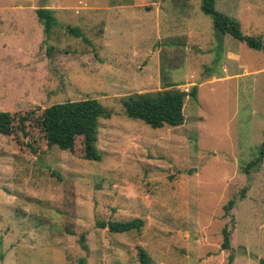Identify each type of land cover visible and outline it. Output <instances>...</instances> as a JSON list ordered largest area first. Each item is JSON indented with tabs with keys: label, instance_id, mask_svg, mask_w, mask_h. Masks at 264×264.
Here are the masks:
<instances>
[{
	"label": "rangeland",
	"instance_id": "rangeland-1",
	"mask_svg": "<svg viewBox=\"0 0 264 264\" xmlns=\"http://www.w3.org/2000/svg\"><path fill=\"white\" fill-rule=\"evenodd\" d=\"M215 7L264 33V0ZM38 8L57 20L48 36ZM194 85L179 126L152 128L121 104ZM85 98L111 112L100 161L82 158L81 137L73 152L47 147L32 123L26 137L0 133V264H138L139 247L153 264H264V155L246 170L264 148V49L219 39L200 0H0V110ZM134 218L138 231L97 224Z\"/></svg>",
	"mask_w": 264,
	"mask_h": 264
},
{
	"label": "trees",
	"instance_id": "trees-1",
	"mask_svg": "<svg viewBox=\"0 0 264 264\" xmlns=\"http://www.w3.org/2000/svg\"><path fill=\"white\" fill-rule=\"evenodd\" d=\"M200 8L204 14L211 17L214 33L219 39H222L223 35H229L249 48L264 49V33L258 36L243 33L239 21L218 10L215 7V0H200ZM36 15L43 25L45 35L48 36L51 29L57 24L52 10L38 8ZM65 30L69 34L81 37L88 42L79 28L68 26ZM196 91V85L189 92L171 86L155 92L130 94L121 100V104L128 117L142 120L152 128H161L164 125L179 126L184 123L183 105L185 98L186 96L194 98ZM110 116V110L105 108L96 98L54 103L45 107L40 113L31 109L23 115H17L10 110H0V133L8 136L13 135L17 138V133L21 132L22 136L26 137L29 135L26 128L27 122L28 124L32 123L42 134L47 147L57 146L61 150L73 152L76 139L81 137L84 145L82 158L100 161L101 156L95 146L99 119ZM30 148L33 153L36 152L32 146ZM263 155L264 148L261 146L259 156L246 165V170L256 166L257 161ZM233 203V200L228 201V205L224 206L225 213H228L229 207ZM97 224L99 227H107L112 233H126L140 230L144 221L140 218H134L127 221H101ZM222 232L224 239L222 248L227 249L230 246V235L225 227ZM229 259L232 260V256ZM137 261L138 264H153L146 251L141 247L138 248ZM76 264H85V260L80 258Z\"/></svg>",
	"mask_w": 264,
	"mask_h": 264
},
{
	"label": "crops",
	"instance_id": "crops-1",
	"mask_svg": "<svg viewBox=\"0 0 264 264\" xmlns=\"http://www.w3.org/2000/svg\"><path fill=\"white\" fill-rule=\"evenodd\" d=\"M47 9H48V8H47ZM159 32H161V31H159ZM239 65H240V64H238V69H241L243 65H240V66H241V68H240V66H239ZM243 69H246V66H245V68H243Z\"/></svg>",
	"mask_w": 264,
	"mask_h": 264
}]
</instances>
